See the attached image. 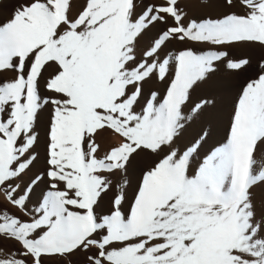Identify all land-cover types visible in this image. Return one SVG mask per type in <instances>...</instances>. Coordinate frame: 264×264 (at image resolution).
Returning a JSON list of instances; mask_svg holds the SVG:
<instances>
[{"label": "snow or ice", "instance_id": "obj_1", "mask_svg": "<svg viewBox=\"0 0 264 264\" xmlns=\"http://www.w3.org/2000/svg\"><path fill=\"white\" fill-rule=\"evenodd\" d=\"M179 4L24 0L0 23V192L30 217L0 211V242L18 245L0 246V264H70L74 255L84 264H264V209L256 200L264 190V58L243 88L227 142L202 161L195 157L206 133L178 146L189 121L212 110L190 90L211 78L217 62L250 67L226 49L264 51V0H222L239 11L187 23ZM173 40L212 47L173 57ZM173 66L166 98L146 95ZM107 130L122 142L104 151L97 136ZM41 143L47 169L21 190ZM142 156L158 159L141 170L129 199L128 176ZM45 175L49 190L30 209Z\"/></svg>", "mask_w": 264, "mask_h": 264}, {"label": "bare ground", "instance_id": "obj_2", "mask_svg": "<svg viewBox=\"0 0 264 264\" xmlns=\"http://www.w3.org/2000/svg\"><path fill=\"white\" fill-rule=\"evenodd\" d=\"M24 2V0H0V23L6 22L11 19L14 6ZM140 5L147 2V0H137ZM153 2H161V0H153ZM179 7L187 13L185 23L190 19H195L197 22L204 20L205 18H216L222 15L225 11H239V9H227L222 7V0H208L206 5L200 4L199 0H193V6H186V0H180ZM169 20V24H171ZM163 25H158L156 31L163 28ZM212 46L200 43H182L176 40L170 42L168 47V53L171 56L178 55L180 51L187 48H191L198 54L209 50ZM224 50V49H215ZM229 52V57L232 59H239L245 57L250 59V67L248 71L241 70H228L225 68L224 61L217 62L216 70L211 74V78L201 83L198 87H194L191 91V99L193 101H199L200 99H209L211 113L200 121H189L186 125V130L178 145L181 149L185 146H191L193 142L200 139L201 135L206 133L207 135L200 143L198 149V155L195 157L197 161L202 159L214 151L216 148L221 147L223 143L227 142V136L230 133L231 118L234 114L235 108L238 104V100L242 94L243 88L250 79L257 78L259 73L258 63L264 58V51L260 49H226ZM175 78L174 66L170 68L168 76L164 81L154 80L153 83L146 90V95L151 92L158 94V102H162L166 98L167 90ZM42 96L51 95L43 88L41 89ZM50 107V106H49ZM190 105H186L184 111L188 114ZM48 119L45 116L43 125L40 127L39 132L42 141L45 138L47 132ZM97 142L101 144L102 149L107 151L108 149L117 146L122 142V138L118 134H113L111 130H107L102 136H97ZM39 162L36 164L32 173L24 178L21 183V190L28 184L29 180L35 176V174H44L47 165L44 163L45 159V147L44 143H41L39 148ZM102 155V153H101ZM158 158L155 156H142L139 158L137 168L130 172L128 176V197L131 199L136 191L137 183L140 179V173L142 169L150 167L156 162ZM48 177L45 175L44 179L34 188L33 193L29 199L28 206L30 209L36 208L42 202V194L48 191ZM256 200L258 206L264 209V190L258 189L256 191ZM7 211L19 217L23 221H29L30 217L23 215L16 207H13L7 202L3 192H0V211ZM83 211V210H80ZM0 246L5 249H14L18 245H14L12 242H0ZM59 264H69L68 260L57 258ZM70 264H84L83 255H74L70 258Z\"/></svg>", "mask_w": 264, "mask_h": 264}]
</instances>
